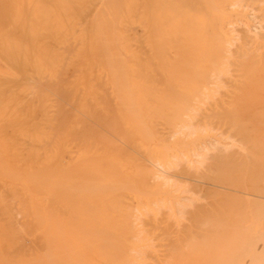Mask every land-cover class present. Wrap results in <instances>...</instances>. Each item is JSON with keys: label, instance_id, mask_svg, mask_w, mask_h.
Segmentation results:
<instances>
[{"label": "bare ground", "instance_id": "bare-ground-1", "mask_svg": "<svg viewBox=\"0 0 264 264\" xmlns=\"http://www.w3.org/2000/svg\"><path fill=\"white\" fill-rule=\"evenodd\" d=\"M241 7L264 28V0L25 11V45L0 55L13 61L0 84V264H156L162 246L164 264H195L200 241L176 239L198 211L181 193L235 184L264 198V42L233 34Z\"/></svg>", "mask_w": 264, "mask_h": 264}, {"label": "rangeland", "instance_id": "rangeland-1", "mask_svg": "<svg viewBox=\"0 0 264 264\" xmlns=\"http://www.w3.org/2000/svg\"><path fill=\"white\" fill-rule=\"evenodd\" d=\"M52 1L54 0H0V55L5 54L6 58H8L13 55V49L18 47L20 43L25 45L22 41L24 38L23 34L28 33L31 27L30 21L23 22L25 11L27 9L33 10L46 7ZM95 4H87L89 14L94 13ZM241 10V23L231 25L233 34L236 37H241L247 30L258 41L262 38L261 41L263 43L264 28L260 24L262 20L256 15L258 13L253 11L251 7H241ZM254 48L260 56L264 55V47L261 46L260 42H255ZM1 49H3L4 54H2ZM0 58L2 57L0 56ZM10 67H13V61L5 59L2 63L0 60V84H4L1 72H6ZM145 76L147 75L145 74ZM208 140L207 144L209 146L217 143L215 142L216 140L223 141L221 137L217 139L209 138ZM192 159L195 160V157ZM231 159H240V156L233 155ZM241 173L246 177L248 171L243 169ZM181 179L183 185L190 184L184 178ZM203 186L208 189L207 191H210L208 192L210 193L209 195L197 193L194 196L187 192L181 193V199L187 208L190 211H198L184 214L183 218H180L182 231L187 225H191L192 229L188 233L176 235V239L192 236L194 240L200 241L202 244V252L203 255L204 253L206 254L204 255L206 257L195 264H264V198L259 197V195H263L255 196L249 189L229 184L221 192V196V194L211 191H221L222 189L207 184ZM223 194L228 195L227 198ZM229 196L230 199H228ZM192 198L198 200H192ZM255 202H258V204H255ZM201 222H207L209 225L199 224ZM203 227L206 229L204 230ZM207 229L208 231H206ZM213 238L221 239L219 240L221 247L224 246L222 252H216L215 246L211 244L212 242L210 243ZM214 254H218V259L213 258ZM166 255L167 248L165 246L159 247L156 252L158 259L155 260V263L164 264Z\"/></svg>", "mask_w": 264, "mask_h": 264}]
</instances>
